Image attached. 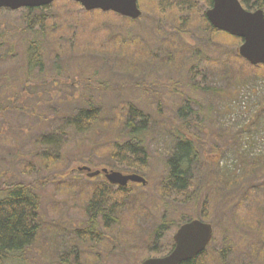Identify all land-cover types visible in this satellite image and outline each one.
Wrapping results in <instances>:
<instances>
[{"label":"rangeland","instance_id":"1","mask_svg":"<svg viewBox=\"0 0 264 264\" xmlns=\"http://www.w3.org/2000/svg\"><path fill=\"white\" fill-rule=\"evenodd\" d=\"M55 4H60L54 15L57 16V27L63 28L64 41L61 38L57 41L61 48L53 44L52 52L60 51L61 56L54 57L51 52L44 61L45 80L29 82L25 79L19 55L0 64V190L15 184H30L39 197L43 231L24 254L27 264H55L59 254L71 253L73 247L78 250L81 264H140L148 257L161 256L171 248L173 234L182 217L199 216V203L207 194L213 196L210 206L205 208V222L213 227V240L207 248V254L211 255L210 264H218L214 257L229 242L238 250L230 264H264V254L254 255L249 249V243L257 238L258 246L264 251V234L257 231V228L264 231V164L259 163L261 168L255 176L247 175L252 170L247 164L264 159V112L259 108L264 101V80L256 75L257 71L246 72L248 68H242L240 64L225 65L220 72H208L202 81H196L201 89L192 92L187 80L190 65H186L179 74H173L163 71L160 66L149 71L144 66L148 64H143L137 71L128 67L122 58L114 65L104 63L100 58L95 62V58L84 54L89 48L99 51V47V52L107 51L108 56L101 59L113 63L114 58L109 55H116L114 53L120 47L119 38L106 42L105 30L112 37L140 36L156 49L159 36L151 23L159 18L158 15L149 14L148 21L151 18L152 22H141L128 29L124 23L115 20L114 14L102 16L106 13L99 12L86 18L84 10L77 4L63 1ZM14 12L0 15L1 29L17 26L19 20ZM165 17L167 19L162 17L161 22L168 31L171 15ZM101 24L107 28L100 30ZM69 39L75 42L74 49L68 47ZM187 39L194 43L192 38ZM223 42L227 44L229 40ZM119 54L125 55L123 52ZM56 59L59 66L54 67ZM23 89L25 96L20 94ZM88 97L101 103L102 122L105 123L114 122L110 119L118 113H114L118 108L124 118L129 104L149 117L145 140L148 172L141 176L147 184H129L128 190L135 197H145L144 200L153 198V202L149 204L150 212L136 214L133 205L137 203L130 200L127 204L134 215L131 218L127 212L122 214L120 233L114 237L111 227L105 229L98 221L96 231L102 234L101 242H87L81 246L75 242L74 232L86 227L87 202L104 178L101 175L88 178L79 168L87 166L91 171L109 169L108 147L105 145L119 140L116 137L123 132L116 126L109 128L101 122L95 133L76 134L70 124H66V118L87 108ZM186 104L189 114H180V109ZM185 122L189 132L195 136L201 161V165L190 172L198 200L187 199L185 203L181 202V206L171 204L162 208L157 202L156 190L166 173L167 152L174 142L172 132ZM218 133L221 140L216 139ZM50 135L59 139L60 146L47 149L48 157L52 158L50 162L56 164L46 168L42 165L44 150L38 143ZM247 161L249 163L246 164ZM30 164L34 166L33 171L22 168ZM209 174L222 180V188L223 184L230 187L228 191L223 190L222 197L217 198L214 187H207ZM233 176L238 179H230ZM212 185L215 186L214 183ZM143 201L144 206L146 203ZM163 209L167 210L166 221L172 223L158 230L156 237L154 232L161 224ZM252 228L258 235L251 232ZM119 236L125 245L118 254L115 250L121 245L112 244ZM155 244L156 250L153 248Z\"/></svg>","mask_w":264,"mask_h":264},{"label":"trees","instance_id":"2","mask_svg":"<svg viewBox=\"0 0 264 264\" xmlns=\"http://www.w3.org/2000/svg\"><path fill=\"white\" fill-rule=\"evenodd\" d=\"M71 5H76L71 2L60 0ZM242 6L248 11L262 10L264 12V0H239ZM59 2V1H58ZM56 3V2H55ZM51 4L41 8H26L17 12L16 18L19 20L16 27L1 29L0 28V64L5 63L9 59L20 56V65L24 68L25 79L32 82V80H45L46 70L44 68L47 55L53 50V44H57L59 38L64 41L62 29L57 27V16L54 15L55 11L60 7V4ZM78 6V5H77ZM79 7V6H78ZM138 7L142 15L137 20H130L115 15V20L118 23L129 27L136 26L141 22H152L149 19V14H156L159 18L153 24L155 34H158L159 42L157 41V48L150 47L140 36H133L124 38L123 36H113L105 30L106 42L115 41L119 38L120 47L114 54L109 55L114 58V62H108L101 58H106L107 51L99 52L93 47L89 48L84 54H88V58H95V62L102 60L107 64H116L119 58L125 59L128 67H134L137 71L143 64L146 69L154 70L156 66H160L163 71H169L173 74L180 73L186 65H190L188 76V87L194 92L200 90L196 81H202L203 77L208 75V72L221 71L225 65L240 64L242 68L247 67L246 72L252 73V70L257 71V76L264 80V66H251L244 59H242L235 51V47L241 44V40L234 38L224 32L215 30L205 17V11L212 7V0H138ZM7 10H0V15L5 14ZM10 12V11H9ZM100 14L99 11L85 12L86 18L91 15ZM102 16H112V13L101 14ZM168 19L171 26L168 31L161 21L162 17L170 16ZM167 19V18H166ZM107 28L103 24L100 25V30ZM193 39V42H188V39ZM229 40V44L223 42ZM222 40V41H221ZM68 47L75 48V42L69 39L67 41ZM93 44V43H92ZM105 46L104 44H99ZM94 46V44H93ZM61 44H57L56 48H61ZM180 50L182 51L180 53ZM123 52L122 56L119 53ZM54 57L61 56L59 52H52ZM52 55V56H53ZM120 55V56H117ZM100 58V60H99ZM54 60L53 66H59V63ZM94 60V59H93ZM152 60L153 62H151ZM86 62V61H85ZM1 66V65H0ZM251 68V69H249ZM129 69V68H127ZM131 69V68H130ZM133 70V69H131ZM177 74V75H178ZM26 89V88H24ZM24 89L20 94L25 96ZM203 91L207 90L202 88ZM201 90V91H202ZM209 91V90H207ZM1 102V100H0ZM87 108L76 111L72 116L66 118V124H70L76 134L95 133L94 131L100 126L103 117V109L100 108L96 98L88 97ZM101 104V103H100ZM159 106V102H158ZM188 104L180 109V114H189ZM260 111L264 112V101L259 106ZM115 112H118L117 114ZM114 118L110 119L114 122H102L109 128H120L123 131L116 138L119 140L113 143H106L108 151L106 154L109 164V170L117 171L125 174H136L142 176L148 172V153L145 147L146 134L148 133L149 117L145 115L133 104L126 105V114L124 118L120 116V108L114 111ZM51 134V132L49 133ZM88 135V134H87ZM217 140L220 139L221 134L218 133ZM174 142L172 149L168 153L166 159V173L157 187V202L162 208L167 206L176 205L181 206V202L191 199L194 202L198 200V193L194 190L192 179H194L190 172L194 167L201 165L198 157V149L195 145V136L188 130V123H183L176 132H172ZM171 136V137H172ZM40 148H43L42 165L46 168L50 164L52 158L48 157L47 149H57L60 146V141L54 135L42 138L38 143ZM213 152L217 153L216 150ZM48 159V161H47ZM56 160V159H55ZM52 160V161H55ZM246 160V159H245ZM264 164V159L251 162H246L248 167L252 170L248 176L256 174V171L261 168L259 163ZM207 160L204 161V168L207 167ZM244 163V165L246 166ZM247 167V168H248ZM25 171H33L34 166L28 165L22 167ZM208 176V175H207ZM207 179V187L210 186L215 189L214 194L217 198L222 197V192L228 191L230 187L223 184L220 186L221 179H217L213 174H209ZM250 177H248L249 179ZM230 179H238L236 176ZM241 179H244L241 178ZM246 179V178H245ZM102 184L95 188L87 202L86 207V224L85 228L76 230L74 239L76 243L85 245L87 242H101L102 234L97 232L96 225L100 221L106 229L109 226L114 234L120 233L121 216L124 212L129 213L133 218V212L147 213L149 211V204L153 202L152 199H145V197L133 196V193L127 187H118L110 185L106 179H102ZM215 184L213 186L212 184ZM234 185L236 186L237 184ZM239 186H236L238 188ZM203 194L200 193V196ZM213 197V196H212ZM212 197L207 194L202 197L200 204V214L196 218L182 217L176 229L184 223L190 222L193 219L200 221L207 220L206 207L210 206ZM237 197V196H236ZM235 197V199H237ZM206 198V199H205ZM137 203L133 205L136 210L129 209V202ZM144 200V201H143ZM137 201V202H134ZM139 201V204H138ZM146 203L144 206L142 204ZM160 201V202H159ZM128 202V204H127ZM162 203V204H161ZM142 207H141V206ZM146 208V209H145ZM236 208V207H235ZM145 209V210H144ZM133 211V212H132ZM150 212V211H149ZM152 215V214H151ZM161 224L154 232V236H158V230H161L169 223L167 222V210L163 209ZM134 224V221L131 225ZM253 227V225H252ZM254 230V231H253ZM42 220L39 212V197L30 184H15L9 188H2L0 190V264H27L24 259V254L34 245L38 235L42 232ZM259 234H264L257 228ZM255 228H252V233L258 235ZM254 237V236H253ZM120 236L115 238L112 245H121L120 248L115 250L119 254L122 251L123 244ZM257 238L249 243V249L252 254H264L257 244ZM227 243V239L224 238ZM250 241V240H249ZM155 250L156 244L153 245ZM256 246V249H255ZM115 247V246H114ZM171 248L165 252L166 254L171 251ZM224 249L220 251L217 257L218 264H230V260H234L237 256L238 250L231 242L225 244ZM257 250V252H256ZM206 249L201 254L197 255L194 259L181 263V264H210L211 255L207 254ZM65 253V254H64ZM72 254V256L70 255ZM123 255H126L123 252ZM165 255V254H163ZM162 256V255H161ZM248 256V255H247ZM71 257V259H69ZM99 260H97L98 262ZM81 264L79 261V254L77 248L73 247L72 252H63L56 257L55 264Z\"/></svg>","mask_w":264,"mask_h":264},{"label":"water","instance_id":"3","mask_svg":"<svg viewBox=\"0 0 264 264\" xmlns=\"http://www.w3.org/2000/svg\"><path fill=\"white\" fill-rule=\"evenodd\" d=\"M57 0H0V9L16 11L21 8H40ZM79 4L85 11L112 12L121 17L136 20L141 16L137 0H68ZM209 24L217 31L242 40L236 49L237 54L252 66H264V12L248 11L239 0H212V7L205 12ZM88 178L101 173L112 185L124 187L127 183H139L145 186L144 178L124 175L103 169L91 171L88 167L79 168ZM212 226L200 220H192L181 225L173 235L172 251L158 258H148L140 264H181L201 254L212 240Z\"/></svg>","mask_w":264,"mask_h":264}]
</instances>
